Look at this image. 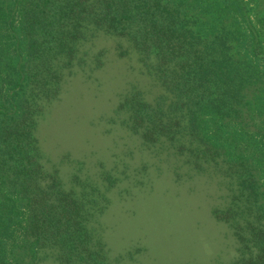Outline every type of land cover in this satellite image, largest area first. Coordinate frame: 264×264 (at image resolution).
I'll return each mask as SVG.
<instances>
[{
	"label": "trees",
	"instance_id": "trees-1",
	"mask_svg": "<svg viewBox=\"0 0 264 264\" xmlns=\"http://www.w3.org/2000/svg\"><path fill=\"white\" fill-rule=\"evenodd\" d=\"M252 1L255 11L247 0H0V264H38L47 244L66 262L92 256L79 204L54 180L39 184L30 152L35 112L92 57L96 33L126 39L157 76L171 95L167 116L183 124L174 137L241 167L238 185L263 198L250 167H264V0ZM247 264H264V243Z\"/></svg>",
	"mask_w": 264,
	"mask_h": 264
},
{
	"label": "rangeland",
	"instance_id": "rangeland-1",
	"mask_svg": "<svg viewBox=\"0 0 264 264\" xmlns=\"http://www.w3.org/2000/svg\"><path fill=\"white\" fill-rule=\"evenodd\" d=\"M131 47L96 33L86 46L92 57L66 70L59 93L34 114L31 167L42 187L54 180L77 201L92 252L66 262L60 246L47 244L38 264L254 261L264 243V196L254 203L238 185L241 167L222 156L215 164L197 155L188 134L173 136L183 124L167 116L171 95ZM250 168L264 180V167Z\"/></svg>",
	"mask_w": 264,
	"mask_h": 264
}]
</instances>
